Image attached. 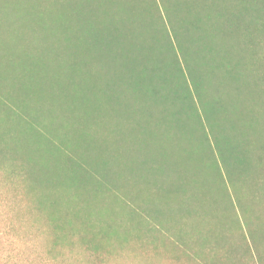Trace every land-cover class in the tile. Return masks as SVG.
<instances>
[{"label": "trees", "instance_id": "trees-1", "mask_svg": "<svg viewBox=\"0 0 264 264\" xmlns=\"http://www.w3.org/2000/svg\"><path fill=\"white\" fill-rule=\"evenodd\" d=\"M138 257L264 264V0H0V264Z\"/></svg>", "mask_w": 264, "mask_h": 264}, {"label": "rangeland", "instance_id": "rangeland-1", "mask_svg": "<svg viewBox=\"0 0 264 264\" xmlns=\"http://www.w3.org/2000/svg\"><path fill=\"white\" fill-rule=\"evenodd\" d=\"M146 1H151V0H146ZM133 261L134 259L131 260L130 258H123L121 262L122 264H133ZM152 261H154V259L152 258L138 257L139 264H150Z\"/></svg>", "mask_w": 264, "mask_h": 264}]
</instances>
